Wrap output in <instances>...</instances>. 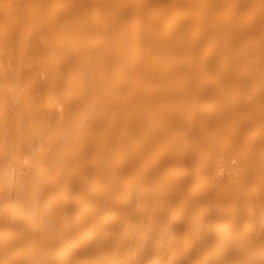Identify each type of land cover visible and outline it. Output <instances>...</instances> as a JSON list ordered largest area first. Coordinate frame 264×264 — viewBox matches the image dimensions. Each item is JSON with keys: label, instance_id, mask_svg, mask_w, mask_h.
<instances>
[{"label": "bare ground", "instance_id": "1", "mask_svg": "<svg viewBox=\"0 0 264 264\" xmlns=\"http://www.w3.org/2000/svg\"><path fill=\"white\" fill-rule=\"evenodd\" d=\"M0 264H264V0H0Z\"/></svg>", "mask_w": 264, "mask_h": 264}]
</instances>
